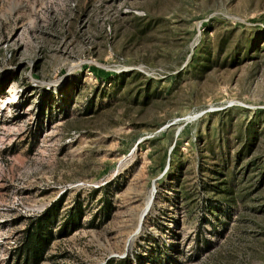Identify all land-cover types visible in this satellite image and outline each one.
Instances as JSON below:
<instances>
[{"label":"rangeland","instance_id":"obj_1","mask_svg":"<svg viewBox=\"0 0 264 264\" xmlns=\"http://www.w3.org/2000/svg\"><path fill=\"white\" fill-rule=\"evenodd\" d=\"M60 199L40 264H264V0H0V264Z\"/></svg>","mask_w":264,"mask_h":264},{"label":"trees","instance_id":"obj_2","mask_svg":"<svg viewBox=\"0 0 264 264\" xmlns=\"http://www.w3.org/2000/svg\"><path fill=\"white\" fill-rule=\"evenodd\" d=\"M92 109L91 105L87 107V113H92ZM62 206L63 199H60L45 211L29 216L21 239L12 250L13 264H40L55 239L68 236L81 227L80 221L72 222L75 220L73 213L56 226ZM107 263L112 264L111 259Z\"/></svg>","mask_w":264,"mask_h":264}]
</instances>
